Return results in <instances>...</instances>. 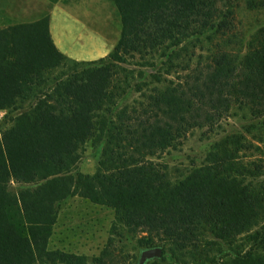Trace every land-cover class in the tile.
I'll use <instances>...</instances> for the list:
<instances>
[{
	"label": "trees",
	"instance_id": "1",
	"mask_svg": "<svg viewBox=\"0 0 264 264\" xmlns=\"http://www.w3.org/2000/svg\"><path fill=\"white\" fill-rule=\"evenodd\" d=\"M111 1L121 32L110 54L72 61L67 78L38 94L0 136V264L49 257L55 204L73 195L112 208L129 231L189 254L191 264H222L211 259L215 244L206 234L232 241L264 217L263 200L238 179L239 172L227 169L229 155L218 162L209 155L207 165L177 183L150 159L176 148L191 128H213L235 105L264 115V37L244 61L220 53L205 64L180 67L177 50L185 39L212 29L220 16L218 31L235 29L234 10L220 7L224 0ZM68 59L51 38L49 17L0 29V110L12 108L41 83L45 70ZM129 59L158 64L153 77L161 87L120 115L114 146L95 175L76 172L77 151L92 137L95 114ZM179 71L177 81L162 78ZM13 181L38 186L14 193ZM249 237L264 243V227ZM170 258L163 254L160 260ZM223 264H264V255L248 250Z\"/></svg>",
	"mask_w": 264,
	"mask_h": 264
},
{
	"label": "rangeland",
	"instance_id": "2",
	"mask_svg": "<svg viewBox=\"0 0 264 264\" xmlns=\"http://www.w3.org/2000/svg\"><path fill=\"white\" fill-rule=\"evenodd\" d=\"M224 0L220 7L224 12L233 9L235 29L218 31L221 16L217 17L215 27L202 34L185 39L178 47L177 63L191 68L205 64L220 53L227 54L237 62L259 48L264 37L263 0ZM75 12L89 15L92 22L85 26L89 31L118 41L121 22L118 11L111 0H62ZM36 10L11 6L0 9V29L19 23H34ZM40 17L47 18L48 11L42 10ZM4 20H3V19ZM92 18V19H91ZM9 21L10 24H7ZM5 23V24H4ZM110 40V39H109ZM75 47L78 52L75 60L69 58L61 65L49 68L42 73L41 83L36 85L16 104L7 110H0V136L8 130L21 113L29 111L38 94L52 89L59 81L71 73L73 62L91 60L88 48ZM231 59V60H232ZM176 63V64H177ZM152 61L137 62L128 60L117 69L118 74L111 90L112 96L102 104V109L95 114V130L92 137L77 151L75 170L83 175L93 176L108 158L114 146L112 135L118 124V118L125 111L143 100L153 88L161 87L154 80L157 67ZM162 70V68L160 69ZM163 75V79L177 81L182 74ZM233 141L235 145L226 143ZM218 162L222 156L232 157L228 166L231 173L239 172L238 179L263 200L264 205V115L255 116L246 105H235L213 127H194L176 148H168L150 159L163 165L171 183L183 180L194 169ZM210 162V159L208 160ZM232 169V170H231ZM34 183H11L14 193L35 189ZM56 220L46 246L49 257L40 258L36 264H139L141 252L145 249L161 247L163 254L170 258L161 262L160 258L148 260L145 264H191L190 255L174 249L165 242L151 238L147 233L131 232L117 221L115 211L105 205L96 204L79 196H69L55 204ZM264 227V217L248 232L233 239L222 241L212 234L206 238L212 241L211 259L219 263H230L237 254L251 250L264 255V243L254 242L249 236ZM61 254H65L61 259ZM162 254V256H163ZM51 257V258H50ZM176 258V259H175Z\"/></svg>",
	"mask_w": 264,
	"mask_h": 264
},
{
	"label": "crops",
	"instance_id": "3",
	"mask_svg": "<svg viewBox=\"0 0 264 264\" xmlns=\"http://www.w3.org/2000/svg\"><path fill=\"white\" fill-rule=\"evenodd\" d=\"M22 4H24V9L36 10V20L40 18L42 10L48 11L51 38L58 50L68 58H79L75 47H86L89 43L93 44L88 48L90 58H93L91 60L104 58L110 54L117 43L107 35L103 37L89 31L85 26L92 22L89 21L90 16L75 12L62 0H0V9L7 10L11 6L21 8ZM7 24H10L9 21Z\"/></svg>",
	"mask_w": 264,
	"mask_h": 264
},
{
	"label": "water",
	"instance_id": "4",
	"mask_svg": "<svg viewBox=\"0 0 264 264\" xmlns=\"http://www.w3.org/2000/svg\"><path fill=\"white\" fill-rule=\"evenodd\" d=\"M163 250L161 247L145 249L141 252L139 264H145L148 260L161 258Z\"/></svg>",
	"mask_w": 264,
	"mask_h": 264
}]
</instances>
